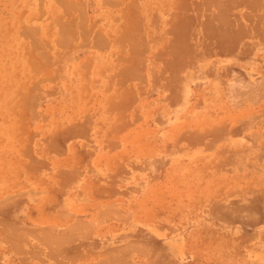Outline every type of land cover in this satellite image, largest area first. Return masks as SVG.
I'll return each mask as SVG.
<instances>
[{
	"label": "crops",
	"instance_id": "obj_1",
	"mask_svg": "<svg viewBox=\"0 0 264 264\" xmlns=\"http://www.w3.org/2000/svg\"><path fill=\"white\" fill-rule=\"evenodd\" d=\"M78 3L1 93L0 264H264V0Z\"/></svg>",
	"mask_w": 264,
	"mask_h": 264
},
{
	"label": "rangeland",
	"instance_id": "obj_2",
	"mask_svg": "<svg viewBox=\"0 0 264 264\" xmlns=\"http://www.w3.org/2000/svg\"><path fill=\"white\" fill-rule=\"evenodd\" d=\"M53 1L54 6L46 15L41 14L40 0H0V97L10 89L8 97H4L6 104L22 103L26 86L41 85L39 57L47 50L55 56H66L71 53L74 40L87 42V22L78 0H61L59 6L57 0ZM79 24L83 29H79ZM51 80L49 75L47 81ZM195 131L199 133L201 129L187 125L178 129L179 134L187 135Z\"/></svg>",
	"mask_w": 264,
	"mask_h": 264
},
{
	"label": "bare ground",
	"instance_id": "obj_3",
	"mask_svg": "<svg viewBox=\"0 0 264 264\" xmlns=\"http://www.w3.org/2000/svg\"><path fill=\"white\" fill-rule=\"evenodd\" d=\"M114 211H116V210H114ZM62 212H63V211H62ZM96 214H97V213H96ZM60 215H61V214H60ZM104 215H105V214H104ZM107 216H108V215H107ZM117 217H118V216H117ZM95 218H96V217H95ZM105 219H106V218H105ZM114 219H115V218H114ZM91 223H92V222H91ZM68 227H69V226H68ZM83 229H84V228H83ZM64 230H65V229H62L63 232H64ZM63 232H62V233H63ZM76 232H77V231H76ZM78 232H79V231H78ZM59 233H60V232H59ZM62 233H61V234H62ZM65 233H68V232H65ZM83 233H84V232H83ZM45 234H46V233H45ZM71 234H72V233H71ZM74 234H75V233H74ZM58 236H59V235H58ZM47 237H48V236H47ZM53 237H54V236H53ZM63 237H64V236H62L61 238H63ZM75 237H76V235H75ZM78 237H79V236H78ZM79 238H80V237H79ZM58 239H59V238H58ZM66 239H67V237H66ZM68 240H69V239H68ZM65 241H66V240H65ZM59 242H60V241H59ZM43 243H44V242H43ZM50 243H51V242H50ZM50 243H49V244H50ZM62 243H63V242H62ZM62 243H61V244H62ZM14 244H15V243H14ZM17 244H18V243H17ZM77 244H78V243H77ZM15 245H16V244H15ZM20 245H21V244H20ZM78 245H79V244H78ZM37 248H39V247H37ZM75 248H76V247H75ZM113 248H114V247H113ZM19 249H20V248H19ZM52 249H53V248H52ZM20 250H21V249H20ZM103 251H104V250H103ZM106 251H107V250H106ZM56 252H57V251H56ZM58 253H59V252H58ZM102 253H103V252H102ZM105 254H106V253H105ZM107 254H108V252H107ZM86 256H87V255H86ZM109 256H110V254H109ZM80 257H81V256H80ZM103 258H104V257H103ZM54 259L56 260V257H55ZM72 260H73V259H72ZM57 261H58V260H57ZM60 261H61V260H60ZM69 261H70V260H69ZM99 261H100V260H99ZM112 262H113V261H112ZM62 263H63V262H62ZM71 263H72V262H71ZM71 263H70V264H71ZM106 264H107V263H106Z\"/></svg>",
	"mask_w": 264,
	"mask_h": 264
}]
</instances>
